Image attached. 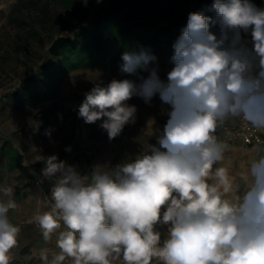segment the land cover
<instances>
[{
	"label": "clouds",
	"instance_id": "obj_1",
	"mask_svg": "<svg viewBox=\"0 0 264 264\" xmlns=\"http://www.w3.org/2000/svg\"><path fill=\"white\" fill-rule=\"evenodd\" d=\"M207 11L216 18L188 14L165 80L150 67L157 58L141 48L121 55L120 71L137 80L96 83L84 94L78 116L102 121L109 141L136 122L133 97L149 104L159 95L169 118L156 145L90 177L46 158L42 175L56 177L50 210L33 220L45 241L57 234L60 251L49 260L41 250L43 264H264V155L249 165L242 192L226 168L213 171L228 147L215 135L220 125L241 117L264 128V9L252 0H213ZM13 196L12 187L0 188V264H10L20 233L8 217ZM158 226H167L163 243Z\"/></svg>",
	"mask_w": 264,
	"mask_h": 264
},
{
	"label": "rangeland",
	"instance_id": "obj_2",
	"mask_svg": "<svg viewBox=\"0 0 264 264\" xmlns=\"http://www.w3.org/2000/svg\"><path fill=\"white\" fill-rule=\"evenodd\" d=\"M93 1L92 11H95L100 8L108 9L115 0ZM27 2L0 0V180L3 179L2 173L6 174L5 187H14V181L10 182L12 176L14 179V173L8 170L3 153L9 146L17 156L18 162L22 164V170L32 171L44 165L42 162L51 155H56L58 161H83L88 166L101 167L102 170L111 169L121 164L126 155L134 154L136 158L147 150L148 145H156L170 110L167 104L161 102L159 95L154 96L149 104L140 97L129 100L128 103L137 108L136 122L126 125L123 132L111 141L99 126L102 121L86 124L78 116V108L85 98L84 94L96 83L106 86L112 79L137 80L136 76L120 71L123 63L120 57L114 70L94 66L70 70L63 77L58 92L52 98L19 106L14 101L7 100L6 94L19 88L21 80L34 73L36 68L45 62L49 54L47 47L52 39L57 35H74L78 28L66 27L60 34H56V29L67 23L65 15H62L57 23H50L48 30L39 28L38 39L29 38L13 14L14 9L18 7L16 16L29 15ZM201 3L202 0H144L140 6L126 8L123 13H134L138 18L150 16L157 24L163 25L174 19L179 11L198 9ZM186 24L184 23L181 29ZM218 31L216 26L213 32ZM158 45L163 47L166 44L160 42ZM145 50L157 58L150 67H158L160 78L165 80L167 71L172 66L170 58L173 54L156 49L149 43L145 45ZM140 75L146 77L148 73L140 72ZM46 130H50V136L45 134ZM68 148L71 151H67ZM241 181L242 178L238 177V182ZM235 195L238 193H234L233 197ZM25 219L27 218L21 221L20 230ZM11 221L20 222L16 219ZM55 238L51 246L54 254L58 253Z\"/></svg>",
	"mask_w": 264,
	"mask_h": 264
},
{
	"label": "trees",
	"instance_id": "obj_3",
	"mask_svg": "<svg viewBox=\"0 0 264 264\" xmlns=\"http://www.w3.org/2000/svg\"><path fill=\"white\" fill-rule=\"evenodd\" d=\"M27 1L29 15L16 16L18 7L13 14L29 38L38 39L39 28L48 30L50 23H57L62 15H65L67 23L59 26L56 34H60L66 27L78 28L74 38L64 43L56 55L48 54L45 64L38 66L34 73L26 75L19 88L6 94L7 100L14 101L17 106L54 97L60 82L70 70L90 66L114 70L122 53L145 49L148 43L156 49L173 54V44L181 34V26L187 23L190 12L203 11L205 15L216 18L214 11H207L213 0H202L198 9L179 11L174 19L163 25L157 24L150 16L138 18L134 13H123L126 8L140 6L144 0H115L108 9L95 11H92L93 0ZM255 5L264 9L261 1H256ZM160 42L166 45L160 47ZM3 153L9 171L21 166L10 146Z\"/></svg>",
	"mask_w": 264,
	"mask_h": 264
},
{
	"label": "crops",
	"instance_id": "obj_4",
	"mask_svg": "<svg viewBox=\"0 0 264 264\" xmlns=\"http://www.w3.org/2000/svg\"><path fill=\"white\" fill-rule=\"evenodd\" d=\"M256 1L264 3V0H255L253 3L255 4ZM246 39L250 40V36L246 37ZM248 46L250 48L251 44L249 43ZM215 135L217 138L219 137V127ZM260 155H264V146H244L241 144L228 146L224 152L223 160L213 165V171L217 167L226 168L230 178L233 179L234 183L240 185V188H242L241 191H243V181L238 182V177L243 178V176L247 174L251 162ZM133 160H135L134 154H128L122 160L121 164ZM62 161H64L66 165L73 166L81 176L90 177L92 171L96 168L86 165L83 161L78 163L69 159H64ZM42 164L44 165L39 169L31 171L28 169L22 170V164L20 163V167H16L12 170L14 179L12 176L10 182L14 181L13 199L17 207L9 211L8 217L11 223L15 222L11 221L14 219L20 222L24 218L27 219L23 220L25 223L18 234L17 246L9 253L12 257L10 264H43L39 255L41 250H47L49 260H51L54 255L51 246L57 234L54 233L48 241H45L39 225L33 220V217L37 214H42L50 210L47 202L50 199V188L55 183L56 179L53 177H44L42 175V170L46 166L45 161L42 162ZM113 168L115 167L111 169ZM5 172L7 173L6 170ZM2 176L3 179L0 180V188H4L7 184V181H5L6 177H4L6 174L2 173ZM209 182L212 183L213 180L210 179ZM233 194L234 193L229 194V198H233ZM4 199L7 200V197H4ZM157 230L161 232V243H163V240L167 238V226H159ZM113 264H123V261L122 259H117L113 261ZM152 264H162V262L154 259Z\"/></svg>",
	"mask_w": 264,
	"mask_h": 264
},
{
	"label": "built area",
	"instance_id": "obj_5",
	"mask_svg": "<svg viewBox=\"0 0 264 264\" xmlns=\"http://www.w3.org/2000/svg\"><path fill=\"white\" fill-rule=\"evenodd\" d=\"M218 140L224 142L228 146L235 144L244 146H264V128L254 127L241 117L230 118L219 126ZM13 224L21 228V222H13ZM56 239L57 236L55 238V243ZM57 251L59 252L60 250L57 248ZM64 262L72 263L70 259H66Z\"/></svg>",
	"mask_w": 264,
	"mask_h": 264
},
{
	"label": "water",
	"instance_id": "obj_6",
	"mask_svg": "<svg viewBox=\"0 0 264 264\" xmlns=\"http://www.w3.org/2000/svg\"><path fill=\"white\" fill-rule=\"evenodd\" d=\"M74 38V35H57L52 39L50 42L49 46L47 47V51L51 55H56L60 47L64 44L67 43L68 41L72 40ZM45 64V62H43Z\"/></svg>",
	"mask_w": 264,
	"mask_h": 264
}]
</instances>
